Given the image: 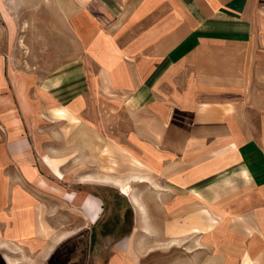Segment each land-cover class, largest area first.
Listing matches in <instances>:
<instances>
[{
  "label": "crops",
  "instance_id": "crops-1",
  "mask_svg": "<svg viewBox=\"0 0 264 264\" xmlns=\"http://www.w3.org/2000/svg\"><path fill=\"white\" fill-rule=\"evenodd\" d=\"M69 25L76 53L42 78V113L112 140L170 217L197 199V239L167 242L182 256L163 264H264V0H84ZM6 84L0 57V234L29 233L45 182L30 101Z\"/></svg>",
  "mask_w": 264,
  "mask_h": 264
},
{
  "label": "rangeland",
  "instance_id": "rangeland-1",
  "mask_svg": "<svg viewBox=\"0 0 264 264\" xmlns=\"http://www.w3.org/2000/svg\"><path fill=\"white\" fill-rule=\"evenodd\" d=\"M83 1L0 0L5 89L16 90L20 100L25 93L30 101L21 115L45 182L30 189L36 200L31 214L35 231L1 233L0 264H7L5 257L13 264H147L151 252L155 264H163L182 256L181 249L166 256L167 242L180 241L181 246L197 239V215L191 216L197 213V199L192 212L170 217L171 201L151 181L136 183L134 178H149L112 140L95 135L92 144L85 137L81 141L75 135L86 128L66 118L64 109L54 111L57 117L42 113V78L74 57L69 16ZM106 179L128 183L120 189ZM131 194L139 197L143 211L131 203Z\"/></svg>",
  "mask_w": 264,
  "mask_h": 264
},
{
  "label": "bare ground",
  "instance_id": "bare-ground-1",
  "mask_svg": "<svg viewBox=\"0 0 264 264\" xmlns=\"http://www.w3.org/2000/svg\"><path fill=\"white\" fill-rule=\"evenodd\" d=\"M136 181V183H146V184H151L150 183V180H147L146 178H134ZM133 179V180H134ZM111 181H107V179L105 181L107 182H110L111 184H113L114 186L120 188V189H124L126 184L128 182H123V181H119V180H112V179H109ZM131 203L136 206L137 208H139L141 211H143V203H141V201L139 200V197L136 196V195H132L131 194ZM143 212H141L142 214ZM146 233V232H145ZM58 241V240H57ZM5 260L7 262V264H13L12 260L11 259H8L7 257H5Z\"/></svg>",
  "mask_w": 264,
  "mask_h": 264
}]
</instances>
